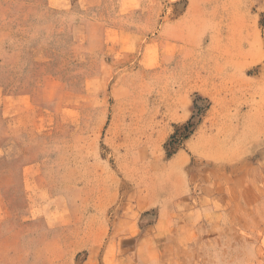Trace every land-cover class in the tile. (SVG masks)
Listing matches in <instances>:
<instances>
[{
  "label": "rangeland",
  "instance_id": "rangeland-1",
  "mask_svg": "<svg viewBox=\"0 0 264 264\" xmlns=\"http://www.w3.org/2000/svg\"><path fill=\"white\" fill-rule=\"evenodd\" d=\"M0 264H264V0H0Z\"/></svg>",
  "mask_w": 264,
  "mask_h": 264
},
{
  "label": "trees",
  "instance_id": "trees-1",
  "mask_svg": "<svg viewBox=\"0 0 264 264\" xmlns=\"http://www.w3.org/2000/svg\"><path fill=\"white\" fill-rule=\"evenodd\" d=\"M196 125H194L191 121L187 124V126L184 127V130L187 131L188 134H186L185 139H187L194 131H195ZM176 141V136L172 137V143ZM170 143V144H172ZM169 156H172V154H168Z\"/></svg>",
  "mask_w": 264,
  "mask_h": 264
}]
</instances>
